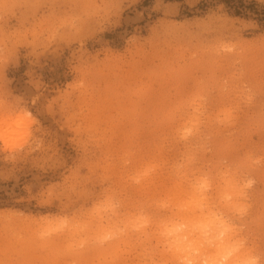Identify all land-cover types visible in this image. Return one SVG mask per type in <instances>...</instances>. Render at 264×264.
Returning a JSON list of instances; mask_svg holds the SVG:
<instances>
[{
	"label": "rangeland",
	"instance_id": "rangeland-1",
	"mask_svg": "<svg viewBox=\"0 0 264 264\" xmlns=\"http://www.w3.org/2000/svg\"><path fill=\"white\" fill-rule=\"evenodd\" d=\"M192 262L264 264V0H0V264Z\"/></svg>",
	"mask_w": 264,
	"mask_h": 264
},
{
	"label": "bare ground",
	"instance_id": "bare-ground-1",
	"mask_svg": "<svg viewBox=\"0 0 264 264\" xmlns=\"http://www.w3.org/2000/svg\"><path fill=\"white\" fill-rule=\"evenodd\" d=\"M29 113V112H28ZM198 184H200V183H198ZM230 185V182H228L227 183V185ZM229 185H228V187H229ZM195 190H199V189H203V187L202 186H198V187H195L194 188ZM225 191H230V192H232L231 190H229L228 188L227 189H225ZM202 194V193H201ZM220 221H216L215 222V224L216 223H219ZM212 236L213 237H216L215 235H213L212 234ZM203 243H204V246H205V248H203L204 249V251L206 252V253H208V252H210L211 251V248L213 249L214 247L216 248V250H215V254L214 255H216V254H221L222 252H221V250L222 249H224V244H222L220 241H216L215 242V240L214 239H212V237H211V239L209 238V237H204L203 238ZM194 244V245H193ZM196 243H190L189 244V250H196V249H199V247L197 246V244H200V243H197L196 245H195ZM186 247H187V243L186 244H181L180 245V249H179V251L178 252H180V255H181V253H182V256L184 257L185 255H186ZM207 250V251H206ZM209 250V251H208ZM213 258H214V256H212ZM229 262H231V261H229ZM193 264H197V263H195V262H192Z\"/></svg>",
	"mask_w": 264,
	"mask_h": 264
}]
</instances>
